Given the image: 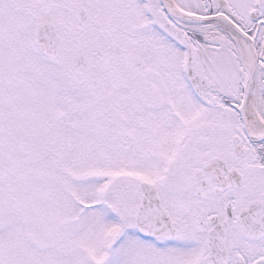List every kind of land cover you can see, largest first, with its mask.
Wrapping results in <instances>:
<instances>
[{"label": "snow or ice", "instance_id": "6c2138e0", "mask_svg": "<svg viewBox=\"0 0 264 264\" xmlns=\"http://www.w3.org/2000/svg\"><path fill=\"white\" fill-rule=\"evenodd\" d=\"M0 264H264V0H0Z\"/></svg>", "mask_w": 264, "mask_h": 264}]
</instances>
